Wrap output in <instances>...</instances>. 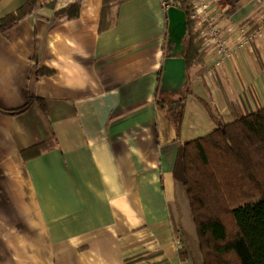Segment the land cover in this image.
Listing matches in <instances>:
<instances>
[{"label": "crops", "instance_id": "obj_1", "mask_svg": "<svg viewBox=\"0 0 264 264\" xmlns=\"http://www.w3.org/2000/svg\"><path fill=\"white\" fill-rule=\"evenodd\" d=\"M27 1L0 0V26ZM74 1L0 29V264H204L178 151L217 127L213 115L264 107V30L223 58L203 44L179 135L157 109L169 5L124 0L107 25L104 0H82L78 17H56ZM208 1L229 47L263 20L252 0Z\"/></svg>", "mask_w": 264, "mask_h": 264}, {"label": "trees", "instance_id": "obj_2", "mask_svg": "<svg viewBox=\"0 0 264 264\" xmlns=\"http://www.w3.org/2000/svg\"><path fill=\"white\" fill-rule=\"evenodd\" d=\"M57 1L28 0L3 18L0 29L13 26L39 4L55 7ZM123 1L104 0L103 24L116 22V9ZM81 3L75 0L57 11L56 17H78ZM169 3L187 15L184 56L188 72L203 63L205 39L200 36L198 20L192 17L191 0H170L165 5ZM158 93L157 109L175 124L180 135L187 99L193 93L189 84L174 98L160 90ZM27 106L1 110L16 115ZM213 116L217 121L214 130L180 145L173 172L187 187L204 264H264V107L229 123ZM54 144L52 140L41 142L24 153L36 157ZM179 255L182 261L188 257L184 248H180Z\"/></svg>", "mask_w": 264, "mask_h": 264}, {"label": "water", "instance_id": "obj_3", "mask_svg": "<svg viewBox=\"0 0 264 264\" xmlns=\"http://www.w3.org/2000/svg\"><path fill=\"white\" fill-rule=\"evenodd\" d=\"M165 3L170 0H164ZM165 15L167 18L168 33L167 57L164 60L160 91L166 94H179L185 91L188 77L185 59V41L187 39L186 12L174 5L168 4Z\"/></svg>", "mask_w": 264, "mask_h": 264}, {"label": "built area", "instance_id": "obj_4", "mask_svg": "<svg viewBox=\"0 0 264 264\" xmlns=\"http://www.w3.org/2000/svg\"><path fill=\"white\" fill-rule=\"evenodd\" d=\"M258 6L264 7V0H252ZM192 17L196 18L199 23L204 25L202 35L205 39L204 47L215 46L217 52L221 55V58L229 56L230 53L234 52L236 49L249 44L251 41L256 39L264 30V14L263 20H261L258 25L253 26V28L243 29V33L237 44L234 47H229L227 41L225 40L221 29L214 19L211 13V2L208 0H191ZM165 5V4H164ZM167 6V5H165Z\"/></svg>", "mask_w": 264, "mask_h": 264}, {"label": "rangeland", "instance_id": "obj_5", "mask_svg": "<svg viewBox=\"0 0 264 264\" xmlns=\"http://www.w3.org/2000/svg\"><path fill=\"white\" fill-rule=\"evenodd\" d=\"M176 96H178V95H176ZM172 98H174V96H172Z\"/></svg>", "mask_w": 264, "mask_h": 264}]
</instances>
